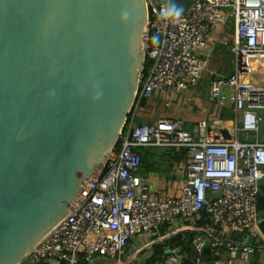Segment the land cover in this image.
Returning <instances> with one entry per match:
<instances>
[{
    "label": "built area",
    "instance_id": "2783aa9c",
    "mask_svg": "<svg viewBox=\"0 0 264 264\" xmlns=\"http://www.w3.org/2000/svg\"><path fill=\"white\" fill-rule=\"evenodd\" d=\"M150 20L145 31L149 68L140 76L135 106L107 166L89 180L76 197L69 216L29 255L25 264L66 260L77 264L101 256L114 264H130V244L141 235H155L164 224L206 210L217 227L201 231L192 241L197 255L176 250L150 264H206L207 247L220 248L224 237L245 236L264 242V0H196L179 19L165 20L161 13L172 0H147ZM233 25L232 52L235 73L211 81V97H231L236 116L226 133L202 121L195 131L178 118L156 125L138 123L144 103L159 94L175 99L192 97L208 70L207 51L217 36ZM160 40L153 45V38ZM228 44V43H226ZM212 75H216L212 73ZM227 92V94H226ZM218 129V128H217ZM178 147L188 151V176L175 195L155 191L142 178L143 149ZM230 253L210 264L247 262L256 245L228 244Z\"/></svg>",
    "mask_w": 264,
    "mask_h": 264
},
{
    "label": "water",
    "instance_id": "95a60500",
    "mask_svg": "<svg viewBox=\"0 0 264 264\" xmlns=\"http://www.w3.org/2000/svg\"><path fill=\"white\" fill-rule=\"evenodd\" d=\"M149 20L147 0H0V264H25L120 145Z\"/></svg>",
    "mask_w": 264,
    "mask_h": 264
},
{
    "label": "crops",
    "instance_id": "0c3cea01",
    "mask_svg": "<svg viewBox=\"0 0 264 264\" xmlns=\"http://www.w3.org/2000/svg\"><path fill=\"white\" fill-rule=\"evenodd\" d=\"M195 1L196 0H172V3L174 2L177 5L181 6L184 10L183 14H185L187 10L194 4ZM233 35L234 33L230 36L227 34V32H223V33L221 32L220 35H216L217 41L215 46L207 51V58L209 62L208 70L204 74V77L200 81L199 85L192 89V92L190 93L192 100L189 101L188 98L187 99L181 98L178 100L175 98H171L166 94H159L154 99L148 100L144 103V110L140 116L141 119L145 120L144 123L156 125L162 119L178 118L184 122L186 128L188 127L191 128L190 130L195 131V129L199 127L202 121H207L210 124H213L214 129H216L215 131L226 133L224 129L229 126V123L225 121L224 123L220 124L216 120L218 116H220L223 120H231L232 118H234L236 116L235 104L231 97H227L225 100H221V101L215 100L211 97L212 78L208 74L215 73L217 74L216 77L222 79H228L235 73V56L231 49L233 46ZM219 46H221V48H219ZM233 71L234 73L231 75ZM150 148H154V149H150ZM143 151H144V162L142 169V178L145 181L149 182L155 191L170 195L177 194L181 188L182 182L188 176V172H187V166L189 163L188 151L184 148L161 147V146H150L144 148ZM201 213L202 211L193 216L180 217L173 222L164 224L156 231L155 235L149 236L150 239L152 240H149L140 248H136L134 246L135 248L130 249L129 255L131 256L129 258H131L136 251H140L141 253L148 251L151 247H149L147 250L142 252V250L146 248L148 245H150L152 242L160 238H163L164 236L170 235L176 231H180V230L183 231L185 227L190 228V226L186 225V223H183V221L189 220L191 222L196 219L200 220ZM211 219L213 223L207 224L205 227L199 230L196 233L195 238L201 231L212 229V227H217V232L215 233V237L218 239L223 238L222 235L223 227L221 225H217L212 217ZM174 228L177 229L175 230ZM162 229H167V232L169 233L156 240H153ZM233 237L236 236H231V237L225 236L224 241ZM247 241L248 240H246L245 243H247ZM245 243L239 245H245ZM258 243L259 242H256L254 246L257 245ZM227 247L228 249L225 253H222L220 248L214 249L212 247H207L208 249H211L214 258L212 260H208L205 254H203L205 263L210 264L220 259L221 257L228 256L230 253V249L228 245ZM192 248H193L192 251L190 250H185V251H190L191 253L194 254L195 257L197 255V251L196 248L193 246V244H192ZM168 250H172L173 252L176 250H183V249L174 250L169 247L167 251ZM171 253H167L165 257H168L169 255H171ZM140 254H137L136 255L137 257H135L136 259L134 258L132 262H130V264H148L147 263L148 260L138 261ZM255 254L256 251L251 255V258L247 262L240 264H264V251H262V255L260 258H258ZM150 256L151 254H149L147 258L149 259ZM114 263L115 262L112 261V264ZM191 264H193V262H191Z\"/></svg>",
    "mask_w": 264,
    "mask_h": 264
},
{
    "label": "trees",
    "instance_id": "16d2710c",
    "mask_svg": "<svg viewBox=\"0 0 264 264\" xmlns=\"http://www.w3.org/2000/svg\"><path fill=\"white\" fill-rule=\"evenodd\" d=\"M225 32H227V34L231 36L235 32L234 26L229 25ZM226 37H228V36H226ZM159 43H160V40L157 37H154L152 44L158 45ZM219 48H221V46H219ZM151 65H152V61L147 60L146 64H145L146 68H149ZM233 73H234V71L231 73V75ZM208 75L212 79L217 76V74L212 75L211 73H209ZM132 116H133V114H130L129 118H131ZM226 117H228V116H226ZM137 122L141 124V123H144L145 120H143V119H141V117H139ZM120 149H121V142H120V145L117 147L116 151H119ZM150 149H154V148H150ZM261 193H263V204H264V183H262V185H261ZM183 223H186V225H189L190 228L185 227V229L177 237L171 238L168 241H165L164 243H162L160 245L152 246L149 249L151 251V253H150L151 256L147 261L148 264L154 262L156 259L163 258L164 256H166L167 255L166 252H167V249L169 247L174 249V250L175 249H183V250L192 251L193 250L192 241L195 238L196 233L199 230H201L203 227H205L207 224L213 223V221H212V219H211V217L207 211H202L200 220L196 219V220L191 221V222L189 220H184ZM168 233L169 232H167V229H162V230H160L159 234L153 240H156V239H158V238H160V237H162ZM245 242H246L245 236H242V235L236 236V237H233V238L226 240L225 244L223 246H220V249H221L222 253H225L228 249V247H227L228 244H244ZM256 249L257 250H256L255 255L258 258H260L262 255V251H264L263 250L264 249V242L258 243L256 245ZM204 254H205L206 258H208V260H212L214 258V255L212 254L211 249L207 248L204 251ZM186 264H191V262H187Z\"/></svg>",
    "mask_w": 264,
    "mask_h": 264
},
{
    "label": "rangeland",
    "instance_id": "374dc122",
    "mask_svg": "<svg viewBox=\"0 0 264 264\" xmlns=\"http://www.w3.org/2000/svg\"><path fill=\"white\" fill-rule=\"evenodd\" d=\"M144 43H145V35H144ZM188 128V127H187ZM189 130L191 128H188ZM192 131V130H191ZM175 230L177 228H174ZM182 232V230H180ZM180 232V233H181ZM150 233L149 234H146V235H141L140 237H138L136 240L132 241L129 248L132 249V248H140L142 247L146 242H148L149 240H152L150 239L149 237ZM135 246V247H134ZM151 253L150 250L146 251V252H143L140 254V257H139V260L138 261H145V260H148L147 256ZM112 259L110 258H106V257H101V256H98L96 258H94L92 260L93 264L96 263V264H112Z\"/></svg>",
    "mask_w": 264,
    "mask_h": 264
},
{
    "label": "clouds",
    "instance_id": "9594fccd",
    "mask_svg": "<svg viewBox=\"0 0 264 264\" xmlns=\"http://www.w3.org/2000/svg\"><path fill=\"white\" fill-rule=\"evenodd\" d=\"M183 8L176 3H171L168 7H165L161 13V18L165 20L169 19H179L183 14ZM126 17L129 13L125 12L124 14Z\"/></svg>",
    "mask_w": 264,
    "mask_h": 264
}]
</instances>
